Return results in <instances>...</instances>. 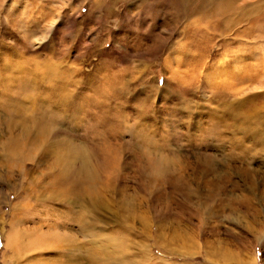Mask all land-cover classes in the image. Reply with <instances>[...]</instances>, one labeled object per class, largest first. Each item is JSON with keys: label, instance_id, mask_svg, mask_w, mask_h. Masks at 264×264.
I'll list each match as a JSON object with an SVG mask.
<instances>
[{"label": "rangeland", "instance_id": "obj_1", "mask_svg": "<svg viewBox=\"0 0 264 264\" xmlns=\"http://www.w3.org/2000/svg\"><path fill=\"white\" fill-rule=\"evenodd\" d=\"M185 3L0 0V264H264V11Z\"/></svg>", "mask_w": 264, "mask_h": 264}, {"label": "bare ground", "instance_id": "obj_2", "mask_svg": "<svg viewBox=\"0 0 264 264\" xmlns=\"http://www.w3.org/2000/svg\"><path fill=\"white\" fill-rule=\"evenodd\" d=\"M261 1L263 2L262 8L258 6V4H257L258 0L254 1L253 6H248L247 2L245 3L244 0H199L201 8H206V7H209L211 9L214 8V10L218 12L217 16L214 18L215 19L214 24H215V26L218 24L220 26L219 28L222 27L223 33H226V31L228 33H230L233 30H235V33H238V25L241 24V21L244 20V18L250 17V14H251L250 10L260 9V10L264 11V9H263L264 8V0H261ZM185 2H186L185 3L186 6L188 8H190L191 5L192 6L196 5L198 3V0H185ZM195 10H197V9L195 8L193 12H195ZM216 22H217V24H216ZM216 31H217V28H216ZM17 98H19V97H17ZM24 99H26V98H24ZM25 101H27V100H25ZM32 102L33 101L31 100V103H30V100H29V103L31 105H32ZM26 103H28V102H26ZM42 119L45 120L44 117H42ZM38 121L41 122L42 120L39 119ZM83 169H84V167H82L80 169V171H83ZM60 176L61 177H60L58 183H62V178L65 176L69 179L71 177L69 169L66 168L64 170V173H62ZM78 182H79V178L74 177L71 181H68L67 184L69 185V187H72L74 189V191H76ZM80 183H82V181Z\"/></svg>", "mask_w": 264, "mask_h": 264}, {"label": "snow or ice", "instance_id": "obj_3", "mask_svg": "<svg viewBox=\"0 0 264 264\" xmlns=\"http://www.w3.org/2000/svg\"><path fill=\"white\" fill-rule=\"evenodd\" d=\"M144 3L146 4H154L155 3V0H143ZM43 38H38V40H42ZM160 83H166V81H161ZM44 159H47V156L46 155H42L40 157V161L44 160ZM38 161V162H40ZM261 245H262V248H264V238H261ZM262 259H264V257H262Z\"/></svg>", "mask_w": 264, "mask_h": 264}, {"label": "clouds", "instance_id": "obj_4", "mask_svg": "<svg viewBox=\"0 0 264 264\" xmlns=\"http://www.w3.org/2000/svg\"><path fill=\"white\" fill-rule=\"evenodd\" d=\"M203 150H208V151H213L210 147H206L205 149H203Z\"/></svg>", "mask_w": 264, "mask_h": 264}]
</instances>
